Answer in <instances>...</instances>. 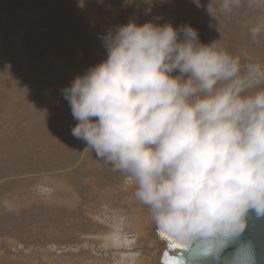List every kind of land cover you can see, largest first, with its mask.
Listing matches in <instances>:
<instances>
[{
    "label": "clouds",
    "instance_id": "clouds-1",
    "mask_svg": "<svg viewBox=\"0 0 264 264\" xmlns=\"http://www.w3.org/2000/svg\"><path fill=\"white\" fill-rule=\"evenodd\" d=\"M206 7L217 20L243 7L264 13V0ZM248 30L264 37V15ZM101 40L106 59L62 89L72 135L131 179L161 238L218 261L250 210L264 216V61L170 22L130 20ZM248 259L242 246L234 260Z\"/></svg>",
    "mask_w": 264,
    "mask_h": 264
},
{
    "label": "rangeland",
    "instance_id": "rangeland-1",
    "mask_svg": "<svg viewBox=\"0 0 264 264\" xmlns=\"http://www.w3.org/2000/svg\"><path fill=\"white\" fill-rule=\"evenodd\" d=\"M208 2L0 0V264L135 260L113 239L135 238L132 222L145 216L135 186L72 135L62 89L106 59L101 37L130 20L191 25L202 43L264 61V37L248 30L264 13L215 20Z\"/></svg>",
    "mask_w": 264,
    "mask_h": 264
},
{
    "label": "water",
    "instance_id": "water-1",
    "mask_svg": "<svg viewBox=\"0 0 264 264\" xmlns=\"http://www.w3.org/2000/svg\"><path fill=\"white\" fill-rule=\"evenodd\" d=\"M246 219L247 223L243 233L224 250L218 261L198 258L193 255L192 249L171 251L174 246L161 238L153 226V240L159 249L156 264H161L162 260L164 264H171L177 257L183 260L184 264H236L234 257L242 246L249 256L244 264H264V216H258L254 210H250ZM166 251H170L171 254L166 255Z\"/></svg>",
    "mask_w": 264,
    "mask_h": 264
},
{
    "label": "bare ground",
    "instance_id": "bare-ground-1",
    "mask_svg": "<svg viewBox=\"0 0 264 264\" xmlns=\"http://www.w3.org/2000/svg\"><path fill=\"white\" fill-rule=\"evenodd\" d=\"M142 206L145 216H142V220H134L132 222L136 227V237L133 239H125L124 241L119 237L113 239L115 244L117 243L119 247H122V249H118L122 251V254L130 253L132 254V257H134L135 260L129 264H156L158 261L159 249L152 236L154 223L150 210L145 205L142 204ZM136 211L137 207L135 212ZM148 219L151 220L150 223L148 222ZM130 249H133V251Z\"/></svg>",
    "mask_w": 264,
    "mask_h": 264
},
{
    "label": "snow or ice",
    "instance_id": "snow-or-ice-1",
    "mask_svg": "<svg viewBox=\"0 0 264 264\" xmlns=\"http://www.w3.org/2000/svg\"><path fill=\"white\" fill-rule=\"evenodd\" d=\"M176 250H181V249H179V248H177V247H174V248L171 249V251H176ZM165 254H166V255H170L171 252H170V251H166ZM161 264H164V261H163V260L161 261ZM171 264H181V259H179V258L177 257L176 259H174V260L171 262Z\"/></svg>",
    "mask_w": 264,
    "mask_h": 264
}]
</instances>
